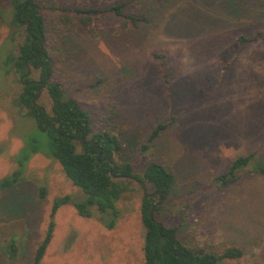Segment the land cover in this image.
<instances>
[{"label":"rangeland","instance_id":"rangeland-1","mask_svg":"<svg viewBox=\"0 0 264 264\" xmlns=\"http://www.w3.org/2000/svg\"><path fill=\"white\" fill-rule=\"evenodd\" d=\"M35 1L46 22L53 79L89 112L94 133H117L123 157L114 156L116 164L128 158L142 176L158 161L175 175L155 220L177 228L187 246L217 254L243 251L242 258L222 264H264V177L246 173L227 188L212 186L237 157L264 144V0H54L57 11L46 0ZM120 3L126 4V16L148 21L134 24L107 14L86 32L70 31L60 21L63 9ZM13 19L10 0H0V179L19 167L15 156L23 138L37 137L41 152L29 160L18 185L0 193V264H32L53 201L83 195L46 155L40 126L14 105L22 86L1 64L25 39V26H14ZM155 54L168 64V87ZM38 78L32 68L30 79ZM38 104L51 112L47 90ZM167 122L169 128L143 154L148 135ZM77 147L82 150L79 142ZM260 160L264 164V152ZM115 179L126 188L116 227L109 230L96 218L79 216L72 205L63 206L41 264H144L141 206L152 190L135 179ZM41 187L47 188L45 198Z\"/></svg>","mask_w":264,"mask_h":264},{"label":"trees","instance_id":"trees-1","mask_svg":"<svg viewBox=\"0 0 264 264\" xmlns=\"http://www.w3.org/2000/svg\"><path fill=\"white\" fill-rule=\"evenodd\" d=\"M14 14L13 25L25 26V39L18 44L17 51L11 52L4 59V73L14 75L22 89L16 94L14 105L26 110L27 115L40 126L38 134L47 139L46 155L56 160L62 167L66 177L74 186L81 190L83 198L74 195L56 198L50 215V223L43 241L38 245L32 264H41L50 245L55 228V216L61 207L72 205L78 215L83 218H96L105 228L112 230L120 218L117 203L125 193L126 188L115 178L138 179L140 184L149 185L152 192L145 193L141 206V218L145 230L144 264H222L224 260H236L243 256L239 248H228L221 254L207 251L203 248L187 246L177 236V228H167L152 217V209L163 199L167 200L174 187L175 175L161 162L151 161L142 176L134 173V166L128 158L121 164H116L114 156L123 157L122 142L112 129L94 133L92 117L80 102L66 95L62 84L53 79V60L46 47L47 29L40 5L35 0H10ZM46 6L51 10H61L54 0H46ZM125 3L100 8L63 9L61 23L70 31H89L93 21L103 15L114 14L127 17L132 23L148 21L137 16H126ZM72 12L67 14L66 12ZM163 68L165 85L169 86L167 63L164 55L155 54ZM29 66H39V78L36 81L22 77L28 73ZM231 64L223 70V76ZM43 84L51 100V112H45L38 104L39 91ZM43 117V119H42ZM42 119V120H41ZM170 123L158 124L148 135L142 145L141 152L145 154L161 134L169 128ZM25 147L15 156L18 168L10 175L0 179V193L3 190L18 185L24 176V170L32 156L41 152L37 137L25 139ZM77 142L82 150L78 151ZM27 146V147H26ZM264 152L255 151L245 156L237 157L229 171L213 181L212 186L218 190L239 182L246 173L264 177V164L260 157ZM113 172V174H111ZM143 187V185L141 184ZM41 198H45L47 188L41 187ZM162 206V205H161ZM155 208L154 212L161 209ZM10 248L14 254L15 242Z\"/></svg>","mask_w":264,"mask_h":264},{"label":"water","instance_id":"water-1","mask_svg":"<svg viewBox=\"0 0 264 264\" xmlns=\"http://www.w3.org/2000/svg\"><path fill=\"white\" fill-rule=\"evenodd\" d=\"M29 75H30V70L28 71V73H27L26 76H29ZM24 80H25V77H23V78L21 79L22 83H24ZM111 174H113V172H111ZM119 177H120V178H123V176H121V175H119ZM135 180H136L137 182H140V180H138V179H135ZM141 184L143 185V187H144V189H145V191H146V184H145L144 182H142ZM164 201H165V199H163L161 202H158V203L153 207V209H152V217H153V219H154V210H155V208L158 207V206H160V205H162V204L164 203Z\"/></svg>","mask_w":264,"mask_h":264},{"label":"flooded vegetation","instance_id":"flooded-vegetation-1","mask_svg":"<svg viewBox=\"0 0 264 264\" xmlns=\"http://www.w3.org/2000/svg\"><path fill=\"white\" fill-rule=\"evenodd\" d=\"M32 68H34L35 70H39V66H29V64H28V69L30 70V75L29 76H26L25 78H29L30 79V76H31V73H32ZM23 78V77H22ZM30 80H32V79H30ZM32 81H36V80H32ZM24 84H26V83H24ZM46 84H43V86L41 87V90L39 91V96H38V98H40V96H41V93L44 91V90H46ZM45 112H46V110H45ZM42 119H43V117H42ZM41 119V120H42Z\"/></svg>","mask_w":264,"mask_h":264}]
</instances>
